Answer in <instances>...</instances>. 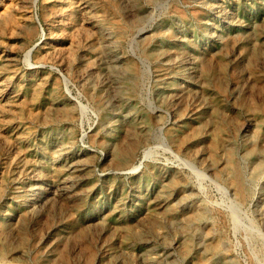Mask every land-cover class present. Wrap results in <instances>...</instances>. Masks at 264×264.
<instances>
[{
	"label": "rangeland",
	"instance_id": "obj_1",
	"mask_svg": "<svg viewBox=\"0 0 264 264\" xmlns=\"http://www.w3.org/2000/svg\"><path fill=\"white\" fill-rule=\"evenodd\" d=\"M0 264H264V0H0Z\"/></svg>",
	"mask_w": 264,
	"mask_h": 264
},
{
	"label": "bare ground",
	"instance_id": "obj_2",
	"mask_svg": "<svg viewBox=\"0 0 264 264\" xmlns=\"http://www.w3.org/2000/svg\"><path fill=\"white\" fill-rule=\"evenodd\" d=\"M172 189V188H171Z\"/></svg>",
	"mask_w": 264,
	"mask_h": 264
}]
</instances>
